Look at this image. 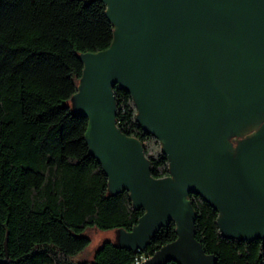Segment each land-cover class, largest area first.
Here are the masks:
<instances>
[{"label":"water","instance_id":"95a60500","mask_svg":"<svg viewBox=\"0 0 264 264\" xmlns=\"http://www.w3.org/2000/svg\"><path fill=\"white\" fill-rule=\"evenodd\" d=\"M108 48L79 56L70 104L87 120L88 154L109 195L142 216L112 246L142 252L173 223L176 239L138 264H217L196 241L190 195L217 214L225 240L264 243V0H97ZM168 164L154 179L142 144L116 125L114 89Z\"/></svg>","mask_w":264,"mask_h":264},{"label":"trees","instance_id":"16d2710c","mask_svg":"<svg viewBox=\"0 0 264 264\" xmlns=\"http://www.w3.org/2000/svg\"><path fill=\"white\" fill-rule=\"evenodd\" d=\"M112 36L97 0H0V264H75L90 243L86 231H130L143 214L126 192L109 195L84 141L87 120L70 104L79 56L105 50ZM114 97L117 127L142 144L151 176L167 177V160L135 122L130 96L116 87ZM189 200L196 241L217 264H264V243L221 238L213 209ZM175 239L170 223L142 252L107 241L77 264L141 263Z\"/></svg>","mask_w":264,"mask_h":264},{"label":"rangeland","instance_id":"374dc122","mask_svg":"<svg viewBox=\"0 0 264 264\" xmlns=\"http://www.w3.org/2000/svg\"><path fill=\"white\" fill-rule=\"evenodd\" d=\"M84 236L89 239L90 243L88 247L80 254L73 258V263L91 262L93 260L95 252L98 248L107 241L113 242L114 232L111 231H97L88 230L84 233Z\"/></svg>","mask_w":264,"mask_h":264},{"label":"built area","instance_id":"2783aa9c","mask_svg":"<svg viewBox=\"0 0 264 264\" xmlns=\"http://www.w3.org/2000/svg\"><path fill=\"white\" fill-rule=\"evenodd\" d=\"M136 264H138V263H136Z\"/></svg>","mask_w":264,"mask_h":264}]
</instances>
